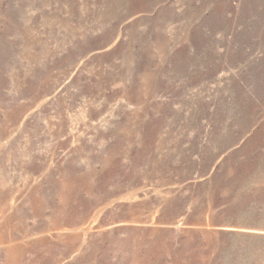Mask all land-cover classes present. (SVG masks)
Returning a JSON list of instances; mask_svg holds the SVG:
<instances>
[{
	"label": "rangeland",
	"instance_id": "374dc122",
	"mask_svg": "<svg viewBox=\"0 0 264 264\" xmlns=\"http://www.w3.org/2000/svg\"><path fill=\"white\" fill-rule=\"evenodd\" d=\"M0 264H264V0H0Z\"/></svg>",
	"mask_w": 264,
	"mask_h": 264
}]
</instances>
